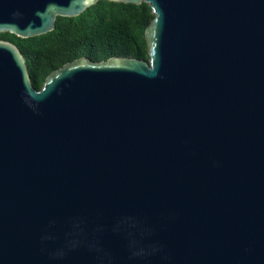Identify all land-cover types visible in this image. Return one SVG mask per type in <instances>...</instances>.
Returning a JSON list of instances; mask_svg holds the SVG:
<instances>
[{"label":"water","instance_id":"obj_1","mask_svg":"<svg viewBox=\"0 0 264 264\" xmlns=\"http://www.w3.org/2000/svg\"><path fill=\"white\" fill-rule=\"evenodd\" d=\"M101 1L150 7L148 61L36 90L0 40V264H264V0H0V34Z\"/></svg>","mask_w":264,"mask_h":264},{"label":"trees","instance_id":"obj_2","mask_svg":"<svg viewBox=\"0 0 264 264\" xmlns=\"http://www.w3.org/2000/svg\"><path fill=\"white\" fill-rule=\"evenodd\" d=\"M153 19L150 7L101 1L77 17H59L52 31L22 39L0 34L25 58L30 81L36 90L53 71L79 58L94 62L112 57L148 61L144 31Z\"/></svg>","mask_w":264,"mask_h":264}]
</instances>
